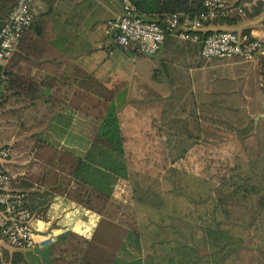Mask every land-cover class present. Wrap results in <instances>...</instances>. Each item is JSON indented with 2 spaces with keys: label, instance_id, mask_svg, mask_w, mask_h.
<instances>
[{
  "label": "rangeland",
  "instance_id": "rangeland-1",
  "mask_svg": "<svg viewBox=\"0 0 264 264\" xmlns=\"http://www.w3.org/2000/svg\"><path fill=\"white\" fill-rule=\"evenodd\" d=\"M47 8L39 0L31 1V11L37 24H42V12ZM101 37L113 42L112 38ZM171 47L172 44H167L160 53L148 59L129 51L124 53L121 47L114 44L113 55L121 58L117 59L118 67L126 76L121 74L109 86L97 80L100 86L107 87V92L98 87L97 93L82 87L78 90L63 80L60 82L64 88L54 96L55 101L51 104H46L44 97L40 96L33 104L23 106L27 100L22 99L26 98L16 100L11 97L0 107V145H7L3 146L9 150L7 161L17 154L24 161L42 153L43 159L52 162L50 164L62 165L70 163L69 154L80 155L86 151L109 104L108 97H112L119 110L130 176L115 184L108 199L90 195L88 203L98 209L100 216L94 214L95 211L87 209L88 212H85L86 209H83L79 210V221L77 217L69 216L62 222L58 218L52 222L61 229L55 234L49 232L42 236L53 241L45 245H52L53 264H78L80 252L85 246L83 240L92 237L97 221L101 219L108 222L107 234L103 232L97 243H103L108 251L126 261L135 255L141 259L138 264H179L180 257L176 255L173 240L180 238V232H173L170 224L173 222L177 229L187 234V226V230L185 226H178L179 219H182L193 224L205 221L210 226L220 221L223 229L231 235L229 239H243L242 250L234 251L235 244L227 245L207 256L208 264H264V212L252 221V208L248 210V206L258 205L255 196L251 200H241L237 195V198L222 202L216 209L219 193L226 187L219 186L212 178L217 173L223 174L225 169L217 172L216 169L231 164L232 159L233 162L239 161L240 174L242 165L244 176L260 171L252 168L256 158H259V165H264V120L260 119L258 129L251 131L243 140L238 132L241 126H252L250 119L241 113V106L244 108L245 101L259 97L256 74L246 70L252 61H243L239 57H200L197 46L191 49L193 55L184 54L180 48L172 52ZM85 52L83 57L91 64L100 62L101 66H106L110 60L107 49L102 51L89 45ZM168 52L171 55L165 60ZM156 69L160 71V78L153 75ZM207 101L216 104L212 107L218 112L212 114L223 121L215 141L234 142L236 151L241 155L237 159L229 148L221 150L227 158H214L211 152L214 151L213 146L200 141L189 149L194 141V138H188L189 132L193 131L190 112L194 102L201 104ZM63 106L76 109L72 114L67 113L69 124H72L68 132H65L66 122L58 111ZM67 134L65 144L54 149ZM166 141H170L168 145ZM45 142L51 146L47 145V149L42 151L38 147L35 150V146ZM182 145L188 151L183 159L177 160L182 153ZM255 178H252L253 182H256ZM236 183L241 185V178H236ZM20 185L26 187L25 183ZM75 194V189H72L70 198H74ZM45 197V200L50 198L49 194ZM43 210L41 208L36 212L34 222ZM124 230L138 233L140 250L125 240ZM193 230L194 238L201 247L200 255L208 254L211 248L202 247L200 230ZM165 238L171 240L162 241ZM124 241L126 248L123 247ZM230 247L231 253L227 254ZM225 252L227 255L222 259ZM24 256L31 264L40 262L39 256L30 250L25 251Z\"/></svg>",
  "mask_w": 264,
  "mask_h": 264
},
{
  "label": "trees",
  "instance_id": "trees-1",
  "mask_svg": "<svg viewBox=\"0 0 264 264\" xmlns=\"http://www.w3.org/2000/svg\"><path fill=\"white\" fill-rule=\"evenodd\" d=\"M44 3L48 4L50 7L55 3L56 0H41ZM131 4L135 7V14L142 17L144 20H154L158 23H162L164 17L172 12H189L196 13L205 10L204 2L205 0H129ZM231 1V0H229ZM253 0H251L252 2ZM16 0H0V29L4 24L6 18L10 14L13 6L15 5ZM235 5H239L240 2L234 1ZM261 4L260 1H258ZM259 4L256 6L253 5L252 11L254 13H259L260 8ZM248 5H244V10ZM240 15L235 11L230 16L219 17L212 21L205 23V28L209 25L214 26H231L232 24L237 23ZM264 23V18H263ZM34 21L32 22L33 27ZM214 30H233L229 28H219V29H209L201 31V34L206 35ZM237 31V30H233ZM240 33V32H239ZM250 30H244L242 35H249ZM253 38V37H251ZM197 46V44H196ZM198 48V46H197ZM0 73L4 75L7 79L5 88L9 90L11 96H19L23 91L24 87L35 92L36 83L30 82L26 83V81H22L18 77H14L10 71L4 70L0 65ZM1 82V79H0ZM79 85L86 91L97 93V87L99 90H103L107 92V87L105 85L100 86L95 78L89 77L85 81H81ZM6 93L0 95L2 99H4ZM105 98L104 95H101ZM37 98V95L33 94L32 99ZM107 99V98H106ZM109 104L106 106V109L101 116L100 123L97 127L96 133L86 149V151L80 155L73 153L69 154L70 163L66 162V166L61 163L50 164L52 162H46L44 164V171L40 175L35 178V181L40 185H45L48 187L54 186V191L56 194H66L70 198V193L72 189H75L76 194L74 198H71L74 201L79 202V205L85 207L86 209L95 211L98 213V209L94 206H91L89 202L90 195H96L98 197H102L104 199H108L114 189V186L117 182L121 180L128 179L130 176V167L126 156L125 150V135L124 128L121 124V117L119 115L118 108L112 97H108L107 99ZM193 105V109L190 112V122L193 124V131L189 132L188 138H194L193 143L190 145L189 149L193 147V144L205 143V145L213 146V156L217 159H224L228 156L222 155V149L229 148L232 152V156L234 159L240 155L239 152L236 151L234 142L225 143L222 140L215 141V137H219V129L223 123L222 120L217 119L213 116L212 113L218 112L212 106L216 105L215 103H195ZM174 121H178L175 119ZM252 126L245 125L241 126V129H238V132L241 133L242 140L247 136L253 127V120L250 119ZM67 126H69V118ZM244 124V123H241ZM69 128V127H68ZM67 127L65 129V132ZM189 131V130H188ZM241 140V142H242ZM170 141H166L168 145ZM59 146L57 143L56 147ZM185 146H181L182 153L178 155L177 160H181L185 156V152L187 153L188 148H184ZM206 151V150H205ZM207 151L206 153H208ZM239 153V154H238ZM242 158V157H241ZM220 159V160H221ZM212 161V159H210ZM255 160V159H254ZM259 158H256V164L254 165V169L260 171H254L247 176H244V172L242 171L241 165V174L239 173L240 165L239 161L232 162L231 164L221 165L217 170L225 169V172L222 173H213L217 180L219 186H225V190L220 191L218 200L216 202L215 208L218 209L221 206L222 202H227L228 200H234L237 198V195L241 198V200H251L254 197V200L257 201L258 205L248 206V210L252 208V221H255L258 216H260L264 212V165H259ZM241 175V176H240ZM256 177V178H255ZM236 178H241V185L236 183ZM252 178L256 179V182H253ZM26 187H29L27 185ZM25 187V188H26ZM23 189L28 195V206L33 214H36L41 208L45 207L49 201L45 200V196L49 194L47 191H27ZM262 191V192H261ZM261 192V193H260ZM222 193V195H220ZM256 194H259L256 196ZM254 208V210H253ZM259 208V209H258ZM215 210V209H214ZM225 211V209H224ZM228 212V210H227ZM178 220V218H177ZM205 222V221H204ZM189 223L183 222V220L179 219L178 226L184 227L187 230V234L185 231H181V229H177L176 225L172 222L170 227L173 232H180V238L173 240L174 250L176 251V255L179 258V264H208L206 261L207 256H209L213 252H218L224 249L227 245L231 246L233 244L236 245L234 251L242 250L244 245H242L243 239L239 238L232 240L229 239L231 235L227 234V231L223 229L221 226V222H215L214 226H210L209 223ZM107 226L108 222L106 219H101L97 223L96 229L92 234V237L87 240L84 239V248L80 252L79 262L78 264H138L141 263L140 257H135V255L130 256V260L126 261L112 252L108 251L103 245V243H97V240L100 239L101 234H107ZM199 229L201 232L200 243L202 247H209L211 251L208 254L200 255V245L198 241L194 238V230ZM244 228V226H241ZM126 238L129 242L135 246L136 249H141L140 236L138 233L133 231H125ZM225 233V237L224 236ZM103 235V236H104ZM224 238V239H223ZM171 239L165 238L162 241L168 242ZM221 240H224L222 242ZM53 243V241L51 240ZM51 244V243H49ZM124 246L126 248L127 243L124 241ZM30 252L32 249H29ZM231 253V247L227 249V254ZM226 252L222 256V259L227 255ZM152 256V255H150ZM1 259L9 261L11 264H31L26 260L25 257L20 255V253L13 252L12 254H4ZM42 264V263H40Z\"/></svg>",
  "mask_w": 264,
  "mask_h": 264
},
{
  "label": "crops",
  "instance_id": "crops-1",
  "mask_svg": "<svg viewBox=\"0 0 264 264\" xmlns=\"http://www.w3.org/2000/svg\"><path fill=\"white\" fill-rule=\"evenodd\" d=\"M39 1L44 3L41 0ZM231 1L234 2L236 0ZM258 1H260L261 4H259ZM44 4L48 7V10H43L44 12H42V14H44L42 24H37L33 16V27L27 29L23 33L22 40L16 53L8 63L0 64L2 69L10 71L14 77L26 81L27 84L30 82L36 83V90L33 92L27 89V87H24V92L19 96H11L9 90L5 88L7 79L0 73V95L3 93L9 95L4 99L0 97V107H3L11 97H14L16 100L26 98L22 99L24 101L27 100L25 104H22L23 106L33 104L40 96L44 97V102L46 104H51L55 101L54 96L62 92L64 87L60 81L63 80H66V82L79 90L81 87L79 83L85 81L89 77L100 80L106 86H109L110 82L120 77L121 74L125 75L121 72V67H118L119 63H117V59L121 58L113 55L114 44H116V42L111 34L105 32L106 22L122 13L119 1L56 0L51 7L46 3ZM256 4H259L258 9H261L259 13H254L252 11L253 5L256 6ZM239 15L240 17L237 23L231 26H218L217 28V26L209 25L207 28L204 27L203 29L229 28L237 30V32L240 33H244V30L247 29L250 30L249 35L251 37L264 39V0H253L248 4L247 8H245L244 12ZM101 36L112 38L113 42L103 40ZM167 44H172V52L173 49L180 48L184 54L191 53V55H193L191 49L194 50V47H196V44L192 42L182 41L168 34L156 53L152 55H140L151 59L153 56L160 53ZM89 45L102 51L107 49L111 61L109 60L106 66L104 64L101 66L100 62L91 64L86 61L83 56L86 54L85 50H87ZM125 51L138 54L136 51L124 50V53H126ZM197 54L200 56L199 49ZM169 55H171V53L168 52L164 57L165 60ZM246 70L256 74V90L259 93L257 100L254 99L251 101L250 98L249 101H245L243 104L244 108L241 106V113L245 115V118L253 120V131L254 129H258L260 119L264 120V63L258 60L252 61L248 63ZM166 71L167 70L164 72ZM153 75L155 78H160V71L157 69L154 70ZM129 79H131V77H129ZM78 90L74 89L75 92H78ZM33 94L37 95V98L32 99ZM209 102L207 101V103ZM74 110L76 111L75 108L63 106L58 110L60 112L59 116L63 117L65 122H68L67 113L71 112L72 114ZM48 121L49 117L46 122ZM69 126H72V124H69ZM69 126H67L66 123V132H68ZM67 136L68 134L65 135L63 139L61 138L58 142L59 146L54 147V149L65 144ZM13 144L16 145V143ZM47 145L51 146L45 142L44 144L35 146V150H37L38 147V149L42 151ZM3 146L7 145H0V147ZM13 148L17 150V147ZM41 154L25 159L24 161L20 160L17 154L6 162V166L14 177V182L18 188L23 190L24 188H22L20 184L25 183L26 186L29 185V187L25 188L27 191L45 190L49 193L50 198L47 205L45 208H42V210L44 209L42 214H40L38 220L34 222L35 228L38 229L39 239H44L42 235L49 232L55 234L61 229V227L52 224L57 218L59 222H62L65 217L74 216L77 217L79 221V210L84 211L83 209L86 208L79 205V202L72 200L66 194H56L54 186L48 187L40 185L35 181V178L44 171V164L47 162L43 159ZM63 212L64 215L62 217ZM85 212H88V210L86 209ZM93 213L100 216L96 212ZM59 222L56 224H59ZM25 251H27V249L10 247V245L5 243L0 237V257L4 254H12L13 252L20 253V255L25 257ZM35 263L40 264L42 262L40 260V262L35 261Z\"/></svg>",
  "mask_w": 264,
  "mask_h": 264
},
{
  "label": "built area",
  "instance_id": "built-area-1",
  "mask_svg": "<svg viewBox=\"0 0 264 264\" xmlns=\"http://www.w3.org/2000/svg\"><path fill=\"white\" fill-rule=\"evenodd\" d=\"M32 0H16L10 14L0 29V64L10 61L16 53L23 33L33 22ZM122 13L109 19L105 32L113 36L116 44L123 50L138 54L156 53L168 34L197 44L201 57L220 59L239 57L243 61L264 63V39L251 38L233 30H214L201 34L205 23L219 17L230 16L233 12L242 14L244 5L251 0H205V10L172 12L164 17L162 23L144 20L135 14V7L129 0H117ZM235 1V2H236ZM9 150L0 147V237L16 249L45 247L52 239H39L34 225V216L28 206L27 193L18 188L14 177L6 166ZM0 264H11L1 260Z\"/></svg>",
  "mask_w": 264,
  "mask_h": 264
},
{
  "label": "water",
  "instance_id": "water-1",
  "mask_svg": "<svg viewBox=\"0 0 264 264\" xmlns=\"http://www.w3.org/2000/svg\"><path fill=\"white\" fill-rule=\"evenodd\" d=\"M32 252L40 257L42 264H53L52 245L45 247H34Z\"/></svg>",
  "mask_w": 264,
  "mask_h": 264
}]
</instances>
